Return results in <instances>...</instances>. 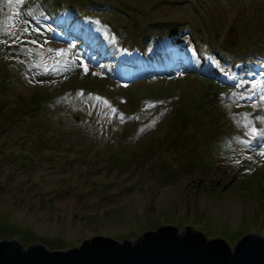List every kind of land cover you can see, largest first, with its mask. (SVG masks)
Listing matches in <instances>:
<instances>
[{"label":"rangeland","instance_id":"obj_1","mask_svg":"<svg viewBox=\"0 0 264 264\" xmlns=\"http://www.w3.org/2000/svg\"><path fill=\"white\" fill-rule=\"evenodd\" d=\"M0 40V239L264 236V0H0Z\"/></svg>","mask_w":264,"mask_h":264},{"label":"water","instance_id":"obj_2","mask_svg":"<svg viewBox=\"0 0 264 264\" xmlns=\"http://www.w3.org/2000/svg\"><path fill=\"white\" fill-rule=\"evenodd\" d=\"M0 264H264V236L248 232L230 246L190 226L179 231L166 224L132 242L92 236L64 250L0 239Z\"/></svg>","mask_w":264,"mask_h":264},{"label":"snow or ice","instance_id":"obj_3","mask_svg":"<svg viewBox=\"0 0 264 264\" xmlns=\"http://www.w3.org/2000/svg\"><path fill=\"white\" fill-rule=\"evenodd\" d=\"M22 2V0H21ZM25 23H27V21H25ZM36 31H39V29H36ZM23 32H28V28H24L23 29ZM13 37H15V39H12V43H16L20 37L16 35V33H12L11 34ZM33 43H35V41H32ZM113 42H114V38H113ZM0 43H5L7 44L8 42L7 41H3V40H0ZM63 52L62 51H58L57 52V55H62ZM81 66L85 68V70H87V67L86 65L83 64V61H81ZM48 69L46 68L45 71H47ZM67 70V69H66ZM95 74V73H94ZM83 93H77V95H82ZM99 99V98H97ZM247 99H251V97H247ZM261 100H264V95L261 96ZM106 103V102H105ZM251 114L249 113H245V114H242V121L244 122V127L247 128V131L245 132V135L246 136H249V140L248 141H244V143L247 145V144H250L253 140H256V139H261V140H264V128H256L254 126H251V121L249 120V116ZM257 120H260V121H264V117H259L257 116L256 117ZM262 149H264V144L261 145ZM261 155H264V150L261 151L260 153Z\"/></svg>","mask_w":264,"mask_h":264}]
</instances>
